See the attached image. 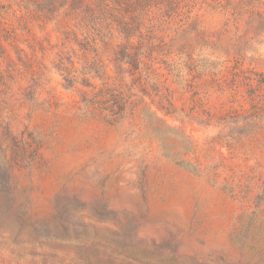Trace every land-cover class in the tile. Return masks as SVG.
<instances>
[{
  "label": "rangeland",
  "instance_id": "374dc122",
  "mask_svg": "<svg viewBox=\"0 0 264 264\" xmlns=\"http://www.w3.org/2000/svg\"><path fill=\"white\" fill-rule=\"evenodd\" d=\"M250 12L207 17L223 50L156 54L143 74L100 50L95 79L68 89V21L0 0V264H264V19Z\"/></svg>",
  "mask_w": 264,
  "mask_h": 264
},
{
  "label": "trees",
  "instance_id": "16d2710c",
  "mask_svg": "<svg viewBox=\"0 0 264 264\" xmlns=\"http://www.w3.org/2000/svg\"><path fill=\"white\" fill-rule=\"evenodd\" d=\"M260 1L19 0L28 14L41 15L46 22L53 23L65 18L70 24L63 32L64 43L70 44L71 52L78 55L79 51L81 56L71 57L68 62L71 67L61 70L68 89L75 88L81 79L87 83L95 79L92 69L96 64L88 56L100 50L109 54L115 70L123 71L127 66L134 74H143L148 66H155L156 54L178 49L190 52L194 45L212 51L223 50L222 43L213 40L207 17L226 16L236 20L238 15L251 10L250 13L255 12L264 19V5ZM224 53L227 61L236 54L233 50ZM74 61L80 70L72 71ZM110 109L101 111H111V117L118 115Z\"/></svg>",
  "mask_w": 264,
  "mask_h": 264
}]
</instances>
